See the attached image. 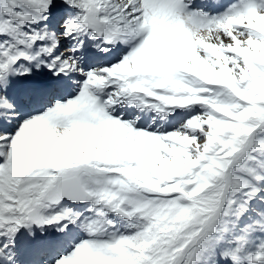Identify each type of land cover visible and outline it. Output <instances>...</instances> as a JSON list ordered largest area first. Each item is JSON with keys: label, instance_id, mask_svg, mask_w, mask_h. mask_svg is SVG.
Segmentation results:
<instances>
[{"label": "snow or ice", "instance_id": "snow-or-ice-1", "mask_svg": "<svg viewBox=\"0 0 264 264\" xmlns=\"http://www.w3.org/2000/svg\"><path fill=\"white\" fill-rule=\"evenodd\" d=\"M0 264H264V0H0Z\"/></svg>", "mask_w": 264, "mask_h": 264}]
</instances>
